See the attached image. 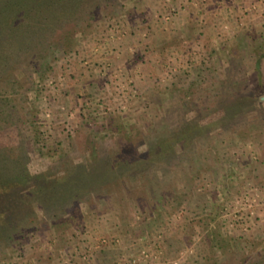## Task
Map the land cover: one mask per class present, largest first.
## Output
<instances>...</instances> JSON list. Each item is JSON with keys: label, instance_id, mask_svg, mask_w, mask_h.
Here are the masks:
<instances>
[{"label": "rangeland", "instance_id": "1", "mask_svg": "<svg viewBox=\"0 0 264 264\" xmlns=\"http://www.w3.org/2000/svg\"><path fill=\"white\" fill-rule=\"evenodd\" d=\"M29 1L0 0V264H264V0H91L12 64ZM102 160L99 190H35Z\"/></svg>", "mask_w": 264, "mask_h": 264}, {"label": "trees", "instance_id": "2", "mask_svg": "<svg viewBox=\"0 0 264 264\" xmlns=\"http://www.w3.org/2000/svg\"><path fill=\"white\" fill-rule=\"evenodd\" d=\"M29 2H31V5L29 6L27 15H22L23 18L18 17V15H10V17L7 18V22L4 23V28L9 30V32L4 31V33L7 34H3L4 38L7 37V40L9 41L10 33H12L11 37H13V44L10 45L8 53L9 61L12 64L18 62L20 59L19 55H21L20 57L22 58L24 57L23 54L25 51L23 47L28 48L29 46L32 47L33 44H38L39 41L36 40V38L39 39V37H43L49 28L52 27V29H54L58 24H62L65 20H68L69 17L77 15L79 11L89 9L90 5L93 4L91 0H30ZM19 15H21V13H19ZM39 15L41 17L40 22L42 23L41 25L37 26L38 24L35 25L34 20L37 19L36 17ZM49 25H51V27ZM6 43L7 41H4L3 46H5ZM261 58H263V53L259 55L256 61L259 62ZM219 92V102L229 99L233 100L235 108L234 114H236L237 111H241L242 108L247 105L248 102L246 100H253L251 98L252 95H248L247 93V96H238L240 92L235 89L230 91L233 96L229 98L223 97V94L225 93H223L221 89ZM260 103L262 105L261 107H263L264 101L260 100ZM181 131L186 134H189L190 132L184 128H182ZM163 142L164 140L159 139L158 136L153 137L152 142L149 143V147L147 151L143 153V155H148L150 158L162 156V154L167 151V147L162 145ZM1 163H3V166H1ZM70 168L69 171L66 170L64 174H58L51 177H46L44 175L43 179L40 178V181L38 180L36 182L35 190L42 192L43 198L47 196L46 198L53 199V202H57V200L59 202L63 199L61 202L63 203L65 200H70L72 197L81 195L82 192L87 193L93 191L95 188L99 190V187L102 185L101 183L105 181V177L107 179L109 177V169L106 167V163L103 162V160L99 163V165L95 163L93 166H91L89 162H86L84 165H78L73 167V169ZM5 169H7V160L3 162L0 161V170H3L1 174L5 173ZM105 174L107 176H105ZM140 174L138 177L141 176ZM16 177L18 176L12 174L8 179H6V181H3L4 188L2 189L5 193H3L4 196L2 199H0V201L1 206L6 211V216L4 217L7 218L17 215L19 212L18 208L21 205V201H19L18 196H15V192L17 193L15 190L16 187L12 188L11 190H9L7 187L9 181L12 182V180ZM102 177L104 178L103 180ZM4 178L5 177H3V179ZM9 195H11L10 197L14 196L15 201H12L14 197L10 198L11 200H9Z\"/></svg>", "mask_w": 264, "mask_h": 264}]
</instances>
